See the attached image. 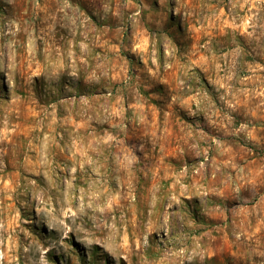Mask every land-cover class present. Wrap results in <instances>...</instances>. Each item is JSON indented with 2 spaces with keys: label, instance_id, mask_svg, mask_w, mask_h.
Here are the masks:
<instances>
[{
  "label": "rangeland",
  "instance_id": "obj_1",
  "mask_svg": "<svg viewBox=\"0 0 264 264\" xmlns=\"http://www.w3.org/2000/svg\"><path fill=\"white\" fill-rule=\"evenodd\" d=\"M0 264H264V0H0Z\"/></svg>",
  "mask_w": 264,
  "mask_h": 264
}]
</instances>
